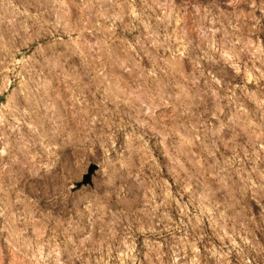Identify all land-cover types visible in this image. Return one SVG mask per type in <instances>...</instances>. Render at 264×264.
Segmentation results:
<instances>
[{
	"label": "rangeland",
	"instance_id": "1",
	"mask_svg": "<svg viewBox=\"0 0 264 264\" xmlns=\"http://www.w3.org/2000/svg\"><path fill=\"white\" fill-rule=\"evenodd\" d=\"M0 264H264V0H0Z\"/></svg>",
	"mask_w": 264,
	"mask_h": 264
}]
</instances>
